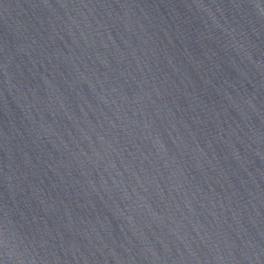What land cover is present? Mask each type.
I'll use <instances>...</instances> for the list:
<instances>
[{
  "label": "water",
  "instance_id": "95a60500",
  "mask_svg": "<svg viewBox=\"0 0 264 264\" xmlns=\"http://www.w3.org/2000/svg\"><path fill=\"white\" fill-rule=\"evenodd\" d=\"M0 264H264V0H0Z\"/></svg>",
  "mask_w": 264,
  "mask_h": 264
}]
</instances>
